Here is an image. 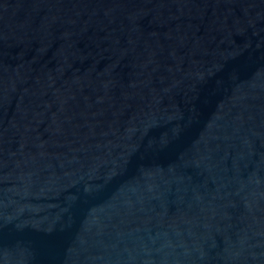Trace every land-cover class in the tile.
I'll return each instance as SVG.
<instances>
[{
    "label": "water",
    "instance_id": "obj_1",
    "mask_svg": "<svg viewBox=\"0 0 264 264\" xmlns=\"http://www.w3.org/2000/svg\"><path fill=\"white\" fill-rule=\"evenodd\" d=\"M0 264H264V0H0Z\"/></svg>",
    "mask_w": 264,
    "mask_h": 264
}]
</instances>
